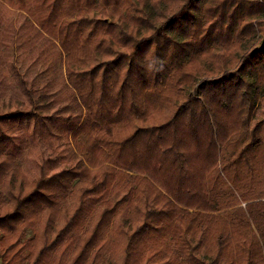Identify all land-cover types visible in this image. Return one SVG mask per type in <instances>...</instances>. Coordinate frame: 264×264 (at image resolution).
<instances>
[{"label": "trees", "instance_id": "16d2710c", "mask_svg": "<svg viewBox=\"0 0 264 264\" xmlns=\"http://www.w3.org/2000/svg\"><path fill=\"white\" fill-rule=\"evenodd\" d=\"M3 4L31 142L77 154L28 189L0 116L1 264H264V4Z\"/></svg>", "mask_w": 264, "mask_h": 264}, {"label": "rangeland", "instance_id": "374dc122", "mask_svg": "<svg viewBox=\"0 0 264 264\" xmlns=\"http://www.w3.org/2000/svg\"><path fill=\"white\" fill-rule=\"evenodd\" d=\"M256 1L264 4V0ZM22 20L23 16L18 11L10 9L7 4L0 6V116H8L13 112L17 113L13 114L10 121L9 119H6L7 121L4 120L11 122L9 125L4 123V126L7 130L10 129L14 135L13 139L15 141L13 143L10 142L8 147L20 157L23 181L29 187L28 189H31L41 178L42 168L44 169V176L47 177L60 170L63 167L62 162L65 160L71 161L77 153L69 136L70 133L66 130V124L64 125L62 122L54 123L53 126L56 131L52 135L47 136L52 141V145L48 143L45 146H41V144L31 142L32 121L26 122L24 114L27 109L21 104L22 102H28L29 105V98L21 87L20 76H18V73H25V68L30 63L31 55H27L23 59L25 51L18 50L16 54L7 56L8 44L12 43V40L15 42L17 27ZM258 43L261 45L262 42ZM22 59L26 63L24 66L20 63ZM27 77L30 78L31 75H27ZM63 97L65 95L60 98ZM255 112V117L258 116L259 120H264V96ZM259 120L256 121L254 119V124ZM259 129V134L264 136V124H261ZM33 140L36 141L35 139ZM53 155H58L60 160L55 161ZM35 228H38L40 232L42 231L40 223ZM35 228L28 227L24 237L27 239L32 238ZM25 254H28V251L21 255L24 256ZM27 263L28 261H26Z\"/></svg>", "mask_w": 264, "mask_h": 264}]
</instances>
